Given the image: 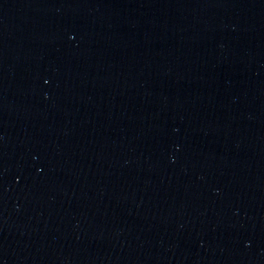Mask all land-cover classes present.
<instances>
[{
    "label": "water",
    "instance_id": "1",
    "mask_svg": "<svg viewBox=\"0 0 264 264\" xmlns=\"http://www.w3.org/2000/svg\"><path fill=\"white\" fill-rule=\"evenodd\" d=\"M0 264H264V0H0Z\"/></svg>",
    "mask_w": 264,
    "mask_h": 264
}]
</instances>
